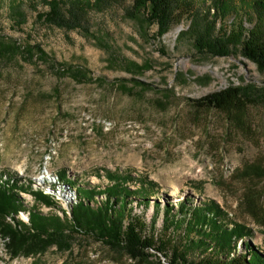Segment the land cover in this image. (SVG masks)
Instances as JSON below:
<instances>
[{"label":"rangeland","instance_id":"374dc122","mask_svg":"<svg viewBox=\"0 0 264 264\" xmlns=\"http://www.w3.org/2000/svg\"><path fill=\"white\" fill-rule=\"evenodd\" d=\"M14 1L23 3L21 26L9 11L13 0H0V176L12 172L37 190L50 184L48 173L66 172L65 182L82 186L80 193L90 198V189L110 185L106 171L142 176L157 185V196L146 207L130 198L127 209L146 224L147 234L155 203L177 210L184 200L193 206L213 201L229 222L251 228L248 241L264 252V73L259 66L241 53H199L190 37L178 39L186 20L158 37L157 25L133 10L135 0H110L75 30L38 21V13L48 10L44 0ZM195 5L206 10L211 0H195ZM33 46L45 51L48 62L24 55L33 53ZM247 85L258 89L257 104L243 111L198 108L192 101ZM139 185L129 184L131 190ZM51 189L43 190L56 201L43 194L60 209L19 193L24 210L70 220L74 196L58 186ZM102 200L105 196L95 198L92 206ZM16 218L29 227L27 215ZM162 221L160 213L159 233ZM76 238L70 251L51 246L16 257L7 249L8 239L0 238V264H138L92 237Z\"/></svg>","mask_w":264,"mask_h":264},{"label":"trees","instance_id":"16d2710c","mask_svg":"<svg viewBox=\"0 0 264 264\" xmlns=\"http://www.w3.org/2000/svg\"><path fill=\"white\" fill-rule=\"evenodd\" d=\"M109 2L44 0L48 10L39 12L37 20L60 29H80L91 12L104 10ZM22 8L20 1L13 0L9 5L17 26L26 22ZM133 10L142 13L149 24L157 25L158 37L186 20L189 24L179 34V40L190 37L199 53L218 57L241 53L264 73V0H211L206 10L196 8L195 0H135ZM33 49V53L26 50L24 55L27 54L29 59L35 55L40 61L48 62V55L42 48L33 46ZM257 92L254 85L230 86L192 101L198 108L243 111L257 104ZM105 175L110 185L103 190L90 189L91 198L80 193L82 186L65 182L69 177L66 172L58 176L60 184L55 187L74 196L69 201L72 204L70 220L64 221L55 215L45 216L39 210H24V201L19 195L30 193L37 202L60 209L53 195L47 193L54 200L44 195L43 189L53 191L54 185L33 190L31 181H27V186L25 179L12 172L1 174L0 238L8 239L6 246L10 255L44 253L51 246L61 252L70 251L76 237L84 236L125 253L138 264H162L161 258L169 264H264V252L248 241L253 238V230L239 222H229L227 214L213 201L193 206L191 200H184L177 210L172 204L155 203L147 234L146 224L132 216L127 207L130 198L138 206H148L149 200L157 196V185L142 176L137 180L131 173L106 171ZM137 181L140 188L131 190L129 184ZM101 196H105V200L92 206L95 198ZM20 213L29 215V227L16 218ZM160 213L163 220L161 233L157 230ZM8 218L18 224H11ZM191 254H197L199 258L191 259Z\"/></svg>","mask_w":264,"mask_h":264},{"label":"bare ground","instance_id":"6f19581e","mask_svg":"<svg viewBox=\"0 0 264 264\" xmlns=\"http://www.w3.org/2000/svg\"><path fill=\"white\" fill-rule=\"evenodd\" d=\"M48 175H49V177L50 178H47V180L49 181V183L50 184H47V185H59L60 184V182H59V177H58V175H55V174H53V173H48ZM47 189V188H46ZM65 191V190H64ZM46 193H48L47 191H46ZM20 195H24V197H27L28 195H26V193H24V192H21L20 193ZM26 195V196H25ZM59 203V202H58ZM21 214V213H20ZM23 214H25V213H23ZM25 215H27V219H28V221H29V215L28 214H25Z\"/></svg>","mask_w":264,"mask_h":264}]
</instances>
